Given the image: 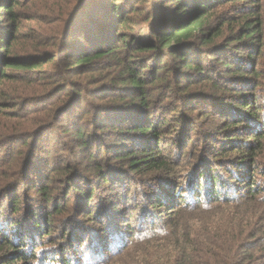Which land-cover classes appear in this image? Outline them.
I'll return each mask as SVG.
<instances>
[{"label": "trees", "instance_id": "1", "mask_svg": "<svg viewBox=\"0 0 264 264\" xmlns=\"http://www.w3.org/2000/svg\"><path fill=\"white\" fill-rule=\"evenodd\" d=\"M84 1L77 0L75 4L81 6ZM253 1L255 9L245 5ZM23 2L0 0V113L5 119L0 120V136L5 135L9 142L18 140L8 145L6 155H0V163L2 159L9 160L7 170L10 165V170H2L9 174H1L0 178V264H264V102L259 99L264 96V20L260 0H153L151 4V0H103L101 5L99 1L100 7L90 12L89 20L83 12L84 20L78 22V18L77 25L66 27L71 33L65 35L60 50L57 46L43 58L16 50L19 37L24 34L19 31L18 15ZM240 3L242 7L238 6ZM234 6L237 7L232 9ZM146 9H157L154 15L142 19L150 31L130 34L125 26ZM236 12L241 17L232 26ZM212 48L226 49L231 57L238 54L234 59L240 61V67L235 62L233 66L243 75L224 80L245 88L240 93V104H227L240 120L224 122L222 127L238 129L242 125L246 138L228 137V147L215 154L214 163L202 155L201 162L193 165L196 158L185 155L187 169L189 165L194 169L185 174L181 171L184 168L170 167L168 156L157 148L162 137L159 127L166 123L163 119L156 125L155 112L163 108L149 97L160 84V75L170 72L176 75L174 78L185 80L204 76L199 54ZM135 52L139 57L134 59ZM122 53L126 54L124 58ZM163 54L173 56L174 62L161 65L159 75L151 79V65ZM108 56L117 58L122 71L110 80V86H103L96 93H106L105 102H89L83 109L84 88L76 81L64 85L63 77L101 69L99 62ZM127 56L133 58L127 61L129 64H125ZM230 63L227 60L224 67L231 68ZM137 64L143 68L137 69ZM46 71H50V77ZM208 73L206 79L213 88L217 87L218 83L210 77L219 79L221 75L211 70ZM35 75L38 79H51V88L33 95V107L23 109L15 102L19 96L7 93L4 83L15 78L31 83ZM170 85L167 83V87ZM191 86H181L176 94L187 97ZM85 88L89 92L86 95L96 97ZM256 88L261 91L254 94L252 90ZM192 90L190 96L195 94ZM110 91L116 95L111 101ZM119 104L123 106H114ZM129 107L140 112L135 114ZM29 110L35 112L27 114ZM88 114H93V118ZM27 120L32 123L28 125ZM11 121L15 122L7 126ZM60 122L61 134L69 135L75 143L68 146L69 153L82 155L80 158L90 168L80 167L85 172L93 170L94 186L81 175L73 176L71 156L61 157L57 167L49 166L50 155L57 149L50 148L49 141L54 137L49 134L45 145L37 142L45 141L43 137L49 129ZM38 128L42 136L28 141ZM120 134L130 140L137 135L147 138L139 136L136 144L126 148L116 141ZM18 135L24 138L17 139ZM34 141L38 149L32 151ZM192 145L191 142L190 149ZM111 150L115 160L122 161V167H128L131 174L147 175L155 184V189L143 197L137 221L130 219L135 216L136 205L124 204L131 212L129 217L124 210L115 208L117 198L120 201L124 195L126 174L124 170L118 176L103 168L101 155ZM225 153L236 155L226 157ZM54 169L58 179L68 186L67 192H58L50 184ZM100 183L106 187H98ZM21 185L34 189L31 190L38 196L29 198V207L22 202ZM96 188L115 192L103 195L100 191L102 198H95ZM73 198L82 202L81 212L94 202L99 206L96 225H85L83 219L75 216L85 226L80 229L79 222L74 226L67 219L74 215L70 205ZM101 203L107 207L101 209ZM93 208L85 212V217L93 214ZM161 229L165 234H160Z\"/></svg>", "mask_w": 264, "mask_h": 264}, {"label": "rangeland", "instance_id": "2", "mask_svg": "<svg viewBox=\"0 0 264 264\" xmlns=\"http://www.w3.org/2000/svg\"><path fill=\"white\" fill-rule=\"evenodd\" d=\"M94 3L91 4V0H85L81 6L75 4L77 0H24L23 6L20 8L18 15L19 20H20V32L24 33L23 36L20 35L16 50H18L20 53L23 54H28L29 56L32 55H37L39 58L46 57L49 55L52 49L57 48L58 49L64 44V37L65 35H69L70 29H66V27H73L74 25H77L78 22L81 20H84L85 18L83 17V12L87 14V19H90V12L94 11L95 8L100 7L102 4L103 0H92ZM100 1V2H99ZM99 2V4H98ZM153 2L151 0L150 4ZM260 13L263 17L264 20V0H260ZM98 4V5H97ZM149 4V5H150ZM253 4V5H252ZM246 6H250V8L255 9L256 4L255 1L253 2H246ZM79 6V7H78ZM86 6H89V8H86ZM238 6L242 7V3H240ZM237 7V6H236ZM235 6L232 9L236 8ZM157 11V9L151 10V12L146 9L145 13L140 12L139 16L135 18L134 22L129 25H126L125 28L127 31H131L130 34L133 35V33H141L149 32L150 30L148 29L147 25L148 23H145L142 21L143 18L147 17L148 15L151 17V15H154ZM0 11V17H2ZM95 13V12H93ZM232 14V13H231ZM233 19L231 21V25L233 26L236 22L237 18H240L241 15L239 13H233ZM79 18V21L77 22V19ZM70 21V22H69ZM231 25H227L231 26ZM82 27V25H81ZM130 27V28H129ZM140 31V32H139ZM73 32V31H72ZM139 38V37H138ZM131 39V38H130ZM234 43V42H233ZM60 50V49H59ZM226 49L220 48V49H203V53L199 54L200 57H202L198 62L202 63V68L203 73H205L204 76L201 78L197 76L196 79H189L193 82L194 84L188 82L189 80H185L183 78L176 79L175 74L172 73H167L166 76L160 75L161 77V82L158 86H155L153 90L151 91V96L149 99H152V102H159L160 105L162 106L163 110L159 111L158 110L155 112L157 115V124H160L163 119H165L166 126L165 127H159L162 131V137H160L158 143H157V148L162 149V152L166 157V159L169 160V165L172 168H184V170H181L183 173H187L191 169L194 170L192 165H189V169H187L188 164H186L185 157L187 156L188 158L191 156L196 158L195 163L193 165H196L201 162L200 156L203 155L204 159L206 160H211L212 163L217 162L214 158H216L217 153L223 152L225 148L228 147V144L230 143L231 138H241L244 140L246 138L245 130L243 129L242 125H239L238 129L232 128L229 126L222 127V124L224 122H232L234 120L239 121L240 119H236L234 117L233 113L235 110L231 108V106H227L228 103L230 104H240L242 101L241 99V92H244L245 88L243 86H236L235 83H230L226 82V78H231L234 76H239L243 75V71L238 69L237 71L234 70L235 67L233 66V62L236 63V67H240V61H235V56L231 57L227 52H225ZM167 54L165 51L164 54ZM162 55V58H159L156 62H153L151 65V70L153 71V74L151 76V79H155L157 75V71L160 69V66H168L170 62H174L173 56H164ZM121 57H125L126 54L122 53L120 55ZM132 56H127L125 59L126 63L129 64L127 61L131 58ZM139 57V53L135 52L134 54V59ZM227 58V59H226ZM263 60V58L261 57ZM227 60L232 61L230 63L231 68L224 67L225 64H227ZM151 64V63H150ZM176 64V63H175ZM101 69L93 68L92 70L85 72L84 75H67L63 77V84L67 85V82H73L76 81V83L81 84V88L83 89V97L82 100L83 102V109H85L88 105L89 102H94L95 105L98 103L105 102V94L104 92H101L99 96L96 95L98 90H100L103 86H110L111 82L110 80L118 75L122 70L121 65L117 64V58L114 56H108L104 60H101L99 64ZM142 64H137L136 68H143L140 67ZM227 68V69H226ZM211 70L217 71L221 77L218 79V77L212 78L210 77L211 80H213L215 83H218L217 87L213 88L211 85V81H208L209 79H206V77L209 76L208 71ZM47 76L50 77L51 73L50 71H46ZM142 73L146 72L144 70L141 71ZM148 73V72H147ZM222 73V74H221ZM142 75V74H141ZM206 76V77H205ZM216 76V75H215ZM16 80L12 82H6L4 83L6 85L5 91L10 94H14L19 96V99H17L15 102L23 106V109H30L33 107L35 104L33 95H40L46 91H48L51 88V79H38L37 75L34 76L33 82L29 83L28 81H24L21 78H15ZM201 79V80H200ZM179 80V82H178ZM200 80V81H198ZM218 80V81H217ZM197 81V82H196ZM262 83H264V79L261 80ZM170 82V87H167V83ZM173 83V85H172ZM191 84L192 86L190 89L192 90L193 93L191 94V90L188 92V96L183 98L179 94H176L178 91H180L181 86H187ZM172 86V90H170ZM85 87H88L89 89L92 90V93L96 95V97H92L89 95H86V93H89L88 90H86ZM105 87V89L107 88ZM170 90V92H169ZM264 90V88H262ZM260 92V88H256L255 90H252L254 94L257 92ZM264 92V91H263ZM109 94L112 95L110 97V101L115 97V93L112 91L108 92ZM264 95V94H262ZM192 98V99H187V98ZM260 99V102H264V96ZM252 100V99H251ZM108 101V100H107ZM14 102V101H12ZM14 102V103H15ZM172 104V105H171ZM82 105V103H81ZM117 108L119 106H123L122 104L119 105H114ZM170 106H174L175 110H171ZM79 107V106H78ZM133 113H139V109H134L132 107H129ZM224 109V110H223ZM13 111V110H12ZM10 111V112H12ZM22 111V109L20 110ZM262 111L264 112V105L262 108ZM35 112V110H29L27 114H30ZM37 112V111H36ZM39 112V111H38ZM83 114V113H80ZM3 113H0V120H5L2 119ZM90 115L91 118L93 114H88ZM29 119H33L31 117H28ZM92 120V119H91ZM242 121V120H241ZM15 121H11L7 123V126L12 124ZM243 122V121H242ZM28 125L32 123V120H27ZM233 123V122H232ZM6 124V123H5ZM168 127V129H167ZM27 129V128H24ZM234 131L232 132V130ZM50 131L47 133V135L44 138L45 141H42L41 139L39 140L40 144L45 145L46 141L49 138V134H51L54 137V140L49 141L50 148L52 151V147H57L56 153H51V160L49 161V166L51 167L54 165V167L59 166L58 160L61 159V157H66L71 156L72 160V166L70 168L72 169L73 176L78 174L83 176V178L86 180V182L91 181V186L96 183L95 178H94V173L93 170L91 172H85L84 168L80 167H85L89 168V166L86 164V161L82 160L80 158V154H73L72 155L69 153L71 150L68 146H73V143L68 136L62 135L61 130H62V123L52 126ZM39 131L40 129L38 128L34 132H32L28 138V141H33L34 139L36 140L39 136ZM139 136H143L144 138H147L146 135H137V137L131 138L127 137L125 134L124 136L120 134V136L116 137V141L120 144H124L127 147L133 146L134 143L136 144V140ZM24 136L18 135L17 139H23ZM26 139V137H25ZM7 140V137L5 135L0 136V155L7 154V147L11 143H16L18 140L15 141H5ZM113 141V142H116ZM153 142L154 146V141L152 139L150 140ZM72 142V143H71ZM134 142V143H133ZM142 142V141H141ZM193 143L192 149L189 148L190 143ZM264 143V142H263ZM117 144V143H116ZM68 150H67V148ZM123 148L122 150L126 149ZM38 149L35 146V141L34 145H32V151ZM60 149V151H59ZM59 151L60 153H58ZM194 151V152H193ZM196 152V153H195ZM69 153V154H68ZM194 153V154H193ZM115 152L111 150L109 154H106L104 151L101 156H104V160L102 162L103 168H105L108 172H116L118 176L121 175V173L125 170V178L123 180L125 181L124 184L125 190L123 191L124 195L117 198L118 202L115 205V208H118L119 212H123L127 217H129V214L131 212L127 207L124 208V204H131V205H136L135 208V216L134 218H130L131 222L137 221L136 215L137 213L141 212L142 208L141 206L143 205V197L149 193V191L154 190L155 184L150 180H148L147 175H139L134 173L131 174V172L128 170V167H122V161L115 160L114 158ZM186 155V156H185ZM226 157L227 156H233L236 155L235 153L229 154H224ZM32 154L30 155V157ZM186 157V158H187ZM9 160H3L0 163V178L1 174H5L9 172H6L10 170L8 166L7 170V162ZM191 161V160H190ZM10 163V162H9ZM189 163V162H188ZM12 165V164H11ZM90 169V168H89ZM6 170V171H2ZM16 169H14L15 171ZM180 171V170H178ZM189 173V172H188ZM17 174V172H15ZM114 174V173H112ZM183 174V176L185 175ZM51 182L50 184L55 186V190H59L58 192L65 193L68 191V186L65 185V182L62 180L58 179V173L54 169L53 174H50ZM17 177V176H16ZM159 187L160 181L156 180V182ZM30 185H28L29 187ZM89 186V187H91ZM106 187V185H104ZM101 186V183L98 187H103ZM23 190L20 195H22V199H24L23 204L26 207L31 206V200L38 198V196L33 192L32 188H25L23 185H21ZM88 188V187H87ZM163 188V187H162ZM32 189V190H31ZM96 194L94 195L95 198L98 196L103 195H110L111 191L115 192L113 189H104L101 190L95 189ZM102 193H101V192ZM60 193V194H61ZM127 195V196H126ZM125 196L127 197V203L125 201ZM31 197V200L29 201V198ZM68 197V196H67ZM102 198V196H101ZM73 201L70 202L72 209V213L74 215H71L68 220L72 221L74 223V226L77 224V222L80 223V229L84 228L85 225H96V212H98L99 206L94 202L91 204V207H94L93 209V214H90L88 217L85 212L91 209V207L86 209L87 211L81 212V205L82 202L78 199H72ZM103 206V204L101 203ZM107 207V204H105L101 209H105ZM148 209V208H147ZM26 210V209H25ZM75 210V211H74ZM103 211V210H102ZM158 210L155 211V214L157 213ZM80 215H78V213ZM165 212V211H164ZM120 216L122 214L118 213ZM104 215V213H103ZM75 216H79V218L83 219L82 224L79 220L76 219ZM125 216V217H126ZM98 220V219H97ZM140 220V219H139ZM73 225V224H72ZM57 227V226H56Z\"/></svg>", "mask_w": 264, "mask_h": 264}, {"label": "clouds", "instance_id": "3", "mask_svg": "<svg viewBox=\"0 0 264 264\" xmlns=\"http://www.w3.org/2000/svg\"><path fill=\"white\" fill-rule=\"evenodd\" d=\"M160 234L161 235L165 234L163 229L160 230Z\"/></svg>", "mask_w": 264, "mask_h": 264}]
</instances>
